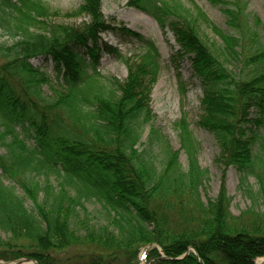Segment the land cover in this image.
Returning a JSON list of instances; mask_svg holds the SVG:
<instances>
[{
  "label": "trees",
  "instance_id": "1",
  "mask_svg": "<svg viewBox=\"0 0 264 264\" xmlns=\"http://www.w3.org/2000/svg\"><path fill=\"white\" fill-rule=\"evenodd\" d=\"M210 1L227 5L228 25L236 32L224 36L216 51L200 36L201 19L217 33L202 12L163 0L135 5L176 35L180 56L191 54L204 95L198 124L213 134L223 165L237 170L239 188L251 202L240 216L225 191L203 201L210 172L200 165L202 145L189 124H175L179 150L154 126L143 140L152 121L149 89L161 71L151 38L108 25L98 0L64 15L46 0H0V29L13 40L0 44V130L14 139L0 153V260L137 264L141 248L152 244L169 258L193 249L184 261L160 259L153 249L155 264H255L264 257V46L239 1ZM86 15L93 18L86 26L52 21ZM107 31L134 38L143 49L121 89L98 71L100 52L122 59L101 41ZM38 57L54 62L61 88L51 85L56 98L43 95L51 81L30 63ZM251 110L255 118H248ZM51 175L61 180L60 188L32 182ZM93 202L107 220L76 218Z\"/></svg>",
  "mask_w": 264,
  "mask_h": 264
},
{
  "label": "rangeland",
  "instance_id": "2",
  "mask_svg": "<svg viewBox=\"0 0 264 264\" xmlns=\"http://www.w3.org/2000/svg\"><path fill=\"white\" fill-rule=\"evenodd\" d=\"M103 20L110 26L125 28L132 32L138 33L146 38H151L157 45L161 55V71L154 84H152L148 99V107L151 111V125L147 126L144 132L145 140L150 127H155L161 132V135L168 139L172 148L179 150L180 137L179 131L176 129V122L180 121L189 124L195 137L201 143L202 149L199 155L200 165L203 169L210 172V182L207 188L201 189L203 201L207 204L209 199H215L219 193L225 191L226 196L231 199V211L235 216L251 206L250 200L244 195L239 188L240 176L233 166L225 167L222 157H220V148L211 132L202 128L198 122L202 114V98L203 92L198 78L194 76L192 71L191 54L180 56L181 46L176 35L166 27H162L159 23L141 10L135 4L142 3L146 0H98ZM170 5H180L184 10L191 11L198 15L201 12L209 18L217 29V33L212 30L201 19L199 22L200 36L213 50H218L222 45L221 40L224 36H234L236 34L230 26V17L226 13V7L215 5L210 0H163ZM241 4L242 15L245 18L248 27L257 32L260 42L264 46V0H237ZM49 6L61 15L77 10L79 6L84 5L86 0H46ZM54 23L75 24L84 26L92 24L93 18L90 15L81 16L79 18H67L64 16L53 17ZM81 22V23H80ZM100 39L103 43L111 46L114 53L122 56L118 59L112 54L100 52L98 61V71L105 76L113 77L121 89L126 84L130 75V68L139 61L143 54L140 43L131 37L122 35L117 31H107L100 33ZM10 45L13 43L0 29V44ZM218 52V51H217ZM84 56V54H83ZM88 56V55H87ZM86 55V59L89 58ZM30 63L40 69L41 72L49 77L51 83L44 84L42 88L43 95L49 99L55 98L58 94L54 92L51 85L61 90L57 81L54 62L45 57L34 58ZM135 69V68H134ZM119 82V83H118ZM121 84V85H120ZM183 87V91H182ZM140 90L144 91L145 86ZM248 118H255V111L251 110ZM14 139L8 136L5 129L0 130V153L5 154L9 143H13ZM180 162L187 170V157L183 151L180 152ZM0 169V173H1ZM32 182H41L50 184L51 186L60 188L61 180L51 175L50 178L35 177ZM49 182V183H48ZM252 185L255 186L254 180L250 179ZM7 185L9 182H6ZM17 185V184H16ZM18 192L25 195L24 189L17 185ZM27 198V197H26ZM44 194H40L38 201L43 202ZM37 204L39 202L35 200ZM26 206L28 209H34L33 202L27 198ZM263 208V206L261 207ZM86 210V211H85ZM85 210H80V214L76 218H109L97 203H87ZM7 238V237H6ZM156 250L160 259H173L175 261H184L193 252L189 248L185 253L178 255L176 258H169L164 250L158 245H147L142 247L138 255L137 264H155V259L151 254V250ZM264 260V257L257 258L255 264H264L257 262ZM0 264L6 262L0 261ZM13 264V263H8ZM15 264H27L15 262ZM28 264H35L29 262Z\"/></svg>",
  "mask_w": 264,
  "mask_h": 264
},
{
  "label": "bare ground",
  "instance_id": "3",
  "mask_svg": "<svg viewBox=\"0 0 264 264\" xmlns=\"http://www.w3.org/2000/svg\"><path fill=\"white\" fill-rule=\"evenodd\" d=\"M80 23H81V22H80ZM72 24H73V23H72ZM75 25H76V23H75ZM257 262H258V263H259V262H264V260H258Z\"/></svg>",
  "mask_w": 264,
  "mask_h": 264
},
{
  "label": "water",
  "instance_id": "4",
  "mask_svg": "<svg viewBox=\"0 0 264 264\" xmlns=\"http://www.w3.org/2000/svg\"><path fill=\"white\" fill-rule=\"evenodd\" d=\"M25 262H29V261H25Z\"/></svg>",
  "mask_w": 264,
  "mask_h": 264
}]
</instances>
